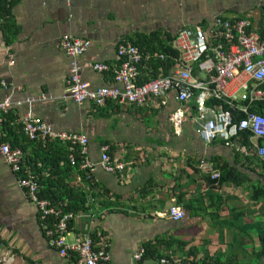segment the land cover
<instances>
[{
  "label": "crops",
  "instance_id": "crops-1",
  "mask_svg": "<svg viewBox=\"0 0 264 264\" xmlns=\"http://www.w3.org/2000/svg\"><path fill=\"white\" fill-rule=\"evenodd\" d=\"M6 7L0 11V101L40 94L45 99L12 106L0 144L22 148L26 158L35 155L36 144L25 142L21 132L20 119L29 112L54 131L84 136L86 159L95 165L94 189L74 172L68 176L70 186L86 193L88 205L69 224L68 245L74 236L90 235L99 248L107 246V264H264L256 257L264 234V165L243 164L222 145L201 141L194 103L180 105L172 92L164 105L156 99L140 106L74 103L66 91L69 60L59 49L64 34L88 43L78 61L81 80L95 89L115 85L122 61L117 48L130 43L141 54V83L162 70L156 56L173 51L172 40L185 27L206 29L216 16L249 18L260 33L264 0H15ZM93 64L109 70L92 71ZM177 109L184 113L178 128L170 121ZM101 146L126 165L124 174L97 166ZM51 154L58 157V150ZM201 161L217 179L199 169ZM219 168L229 170L233 182L220 183ZM173 205L185 213L179 221L168 215ZM36 214L0 154V236L11 246L10 264H74L73 255L61 258L46 244ZM147 247V256L134 262L133 255Z\"/></svg>",
  "mask_w": 264,
  "mask_h": 264
},
{
  "label": "built area",
  "instance_id": "built-area-1",
  "mask_svg": "<svg viewBox=\"0 0 264 264\" xmlns=\"http://www.w3.org/2000/svg\"><path fill=\"white\" fill-rule=\"evenodd\" d=\"M15 0H0L5 4ZM69 1V0H66ZM246 19H230L216 16L206 29L200 24L185 27L176 33L171 48L176 53L173 66H168L166 55L156 56L162 70L155 78L138 82V66L141 63L139 50L130 43H121L117 56L122 61L114 71V86L91 89L81 80L79 58L86 52L88 43L64 34L59 49L69 60L66 78L68 97L76 104L89 101L94 107H102L107 102L122 105L140 106L149 99H156L159 105L165 104L167 93L172 92L175 100L183 105L194 103L195 135L204 143L220 144L238 154L242 159L254 160L264 165V114L253 111L258 104L264 105V40ZM167 68L165 71L164 68ZM92 71L106 72L104 64H93ZM4 88H7L2 83ZM45 99L43 94L12 102L9 96L0 101V141L4 139V118L12 106L33 103ZM49 99V98H48ZM208 101L213 105L208 106ZM209 114V117H205ZM184 118L181 109L170 115V121L178 128ZM22 136L31 143L57 142L70 145L79 150V170L84 179L94 183V164L86 159L87 140L72 132L54 131L49 125L27 112L21 119ZM0 154L12 174L16 175V186L25 199L36 210V220L46 244L55 250L61 258L73 255L74 264H107L109 252L107 246L100 248L90 235L74 236L73 244L66 243V234L71 221L79 214L65 211L66 202L60 206L40 197V186L34 174L24 166L26 153L12 148L5 141L0 144ZM70 163L74 158L69 157ZM97 166L106 174L122 175L126 165L109 156L106 146L100 147V159ZM199 169L217 179L218 175L204 161ZM80 183V176L77 178ZM94 183V184H92ZM169 217L181 220L184 211L173 205L168 209ZM11 246L0 236V264H10ZM147 251L141 248L133 255V261H141ZM165 260L161 264H167Z\"/></svg>",
  "mask_w": 264,
  "mask_h": 264
},
{
  "label": "trees",
  "instance_id": "trees-1",
  "mask_svg": "<svg viewBox=\"0 0 264 264\" xmlns=\"http://www.w3.org/2000/svg\"><path fill=\"white\" fill-rule=\"evenodd\" d=\"M6 9H8L6 4L0 2V11L5 12ZM260 29L259 36L264 40V10L260 21ZM164 53L169 59L166 67L173 66L176 60L175 53L171 51L170 48L165 50ZM166 67L164 68L165 71L167 70ZM140 82L143 83L145 81L140 80ZM252 110L264 114V105L258 104L254 106ZM4 125L5 123H3V127ZM24 141L28 142L26 139H24ZM35 147H37V150H35L34 153L35 155H33V157L27 155V158L24 160V166L37 178L40 186V197L48 199L56 206H60L63 202H66V207L64 208L65 211H73L75 213L85 211L88 206L86 193L78 187L70 186L67 181L69 174L74 172L80 176L81 182L87 183L84 179V174L79 170V150L77 148H72L68 144L63 145L57 142H45L43 144L36 143ZM19 149L23 150L22 148ZM56 150H58V157L52 158L51 152ZM70 156L74 158L73 164L70 163ZM241 161H245L243 164H246L247 162L249 163V159ZM218 171L220 183L233 182L234 175H232L229 170L219 168ZM59 179H61V181ZM93 186L89 185V188H93ZM186 207L189 209L192 207V204L189 202ZM259 242L261 244V250L256 254L258 260L264 259V234L259 236ZM148 249V247L145 248L147 253L149 251Z\"/></svg>",
  "mask_w": 264,
  "mask_h": 264
},
{
  "label": "bare ground",
  "instance_id": "bare-ground-1",
  "mask_svg": "<svg viewBox=\"0 0 264 264\" xmlns=\"http://www.w3.org/2000/svg\"><path fill=\"white\" fill-rule=\"evenodd\" d=\"M74 220V219H73Z\"/></svg>",
  "mask_w": 264,
  "mask_h": 264
}]
</instances>
